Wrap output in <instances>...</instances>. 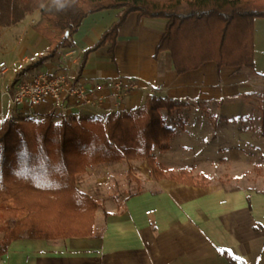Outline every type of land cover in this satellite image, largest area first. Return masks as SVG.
I'll return each mask as SVG.
<instances>
[{
  "label": "crops",
  "instance_id": "1",
  "mask_svg": "<svg viewBox=\"0 0 264 264\" xmlns=\"http://www.w3.org/2000/svg\"><path fill=\"white\" fill-rule=\"evenodd\" d=\"M121 12L109 9L87 16L71 47L20 76L24 67L48 51L49 42L33 30L39 12L13 26H0V63L5 64L0 68V122L18 116L42 120L48 115L54 122L61 120L62 114L51 105L19 109L11 102L12 84L37 71H65L89 86L133 80L140 89L121 101L109 93L99 105L69 106L65 115L105 120L111 113L142 106L148 96L185 102L190 106L180 112L196 121L190 118L183 130L177 129L166 152L157 155L154 150L157 161L180 172L182 163H207L206 154L225 150L228 163L241 162V145L248 143V135L237 133L238 123L232 120L249 114L248 96L259 93L264 85V19L257 18L253 24V72L219 68L208 61L196 70L176 74L167 53L155 58L167 20L140 18L137 13L127 16L114 44L106 43L90 53L81 68L85 50L98 42ZM213 104L216 108L210 111ZM177 112L161 110L164 124L176 129ZM208 114L221 122L215 134H211L214 125L206 119ZM142 163L122 159L87 165L85 172L75 175L76 187L101 202L106 212L97 211L93 234L61 240L16 239L0 255V264H231L223 253L242 264H264V192L197 182L188 185L169 178L155 181L140 175L148 174ZM130 167L139 182L130 177Z\"/></svg>",
  "mask_w": 264,
  "mask_h": 264
},
{
  "label": "trees",
  "instance_id": "2",
  "mask_svg": "<svg viewBox=\"0 0 264 264\" xmlns=\"http://www.w3.org/2000/svg\"><path fill=\"white\" fill-rule=\"evenodd\" d=\"M121 9V15L87 56L114 44L127 16L162 18L167 25L155 58L167 53L180 75L213 61L220 67L253 72V24L264 19V0H73L60 9L55 0H0V26L10 27L39 12L33 30L49 47L45 55L24 67L17 76L43 66L60 49L71 47L73 36L89 15ZM112 51V49H111ZM260 129L264 136V85L260 94ZM188 104L169 98L146 97L142 106L97 118L54 122L20 117L0 122V255L16 239L61 240L93 234L100 204L75 186V174L89 164L144 160L155 180L169 178L193 185L184 173L174 176L156 161L153 149L166 151L175 130L166 127L161 110L171 112ZM244 118L232 120L242 121ZM132 176V175H131ZM231 264H242L223 253Z\"/></svg>",
  "mask_w": 264,
  "mask_h": 264
},
{
  "label": "rangeland",
  "instance_id": "3",
  "mask_svg": "<svg viewBox=\"0 0 264 264\" xmlns=\"http://www.w3.org/2000/svg\"><path fill=\"white\" fill-rule=\"evenodd\" d=\"M261 91L259 93H254V94L248 96V98H249V101H248L249 114L247 116H245L242 121H238L237 122L238 125L235 126V128H237L236 130L240 129L239 131H237V133H242V134L248 135V143H243L241 145V149L243 151V157H241V159H243V160L241 162L228 163V160H227L228 156L226 158L225 155L223 154V152H225V150H224L222 153H218V154L217 153L206 154L205 159H206L207 163H200V162H198V163L194 162L192 164H183L182 163L179 166V168H182V170L180 172H178L179 170L170 171L169 169L165 168L161 163H159L157 161V158H156L157 163H159L166 170L170 171L174 176H178L181 173H184L185 177L190 176L194 180V182L200 183L202 185L223 186V187H227V188H231V189L237 188V189H246V190L248 189V190H252V191L264 192V158L260 157L262 155L261 153L262 152L264 153V136L262 135L261 129H260V105H261L260 94H261ZM188 106H190V105H188ZM187 107H185V108H187ZM209 108H211V109H209L210 111L211 110L213 111V110H215L216 105L213 104ZM181 109H183V108H181ZM174 111L180 112V109L174 110ZM171 112H173V111H171ZM179 112H177V113H179ZM209 114L206 116V119L209 121L211 126L214 125V127H212L213 133L211 132V134H215L214 129H216V127H218V125H216V124L217 123L219 124L221 122L219 120H217L215 118V116H212V114L211 115H209ZM177 115L179 116V118L173 117L174 120H175V118L177 119V120H175V124H174L176 129L174 127L172 128L170 126H167L169 124H167V125L164 124L166 127H170L172 129H174L175 134L177 132V129L178 130L184 129V126H185L188 119L191 118V121H193V122L196 121L194 116L183 114V112H180ZM20 117H22V116H18L17 118H20ZM25 118L30 119V117H25ZM62 119L72 120L69 117L68 118H62ZM184 120H186V121H184ZM219 127H221V124ZM218 132H220V131H218ZM229 132H228V134H229ZM175 136L176 135H174L173 138H171L169 140L170 143L172 142V144H173V142L175 141V138H176ZM243 140H244V138H243ZM169 142H168V144H169ZM228 143H229V141L227 140V144ZM249 143H251V144H249ZM253 145H255V147ZM257 149L260 151H258V152L255 151ZM154 150L156 151V154L159 155V154L166 152L168 149L166 151H160L157 148L153 149V154L156 157ZM192 151H194V150H192ZM226 155H228V154H226ZM133 161L143 162L142 164L144 166V171L148 172V174L143 175L141 173L140 175L142 177L146 176V177H150V178L154 179L152 172H151V169L148 167V165L146 164V162L144 160H133ZM128 162H132V161H128ZM190 174H192V175H190ZM129 175L135 182L140 181L137 177H135L136 175L134 174V170L132 169V167H130ZM74 179H75V176H74ZM155 181H159V180H155ZM75 186H76V184H75ZM98 203L100 204L101 207H99L97 209V211L99 209H102L104 215H106V212L104 211L103 204L101 202H98ZM97 211L95 212V217H96ZM94 222H95V219H94ZM6 228H7L6 226H3L0 228V240L3 239L4 234L6 232Z\"/></svg>",
  "mask_w": 264,
  "mask_h": 264
},
{
  "label": "built area",
  "instance_id": "4",
  "mask_svg": "<svg viewBox=\"0 0 264 264\" xmlns=\"http://www.w3.org/2000/svg\"><path fill=\"white\" fill-rule=\"evenodd\" d=\"M4 66L5 64L1 62L0 68ZM139 89L137 82L133 80H107L89 86L76 81L65 71L54 73L37 71L12 84L10 97L16 108L33 109L51 105L62 114V118H68L65 113L69 106L95 107L102 103L109 93H113L121 101ZM69 101L73 104H69ZM73 118L79 119L77 117L71 119Z\"/></svg>",
  "mask_w": 264,
  "mask_h": 264
},
{
  "label": "clouds",
  "instance_id": "5",
  "mask_svg": "<svg viewBox=\"0 0 264 264\" xmlns=\"http://www.w3.org/2000/svg\"><path fill=\"white\" fill-rule=\"evenodd\" d=\"M73 0H55V3L60 9L70 7Z\"/></svg>",
  "mask_w": 264,
  "mask_h": 264
}]
</instances>
